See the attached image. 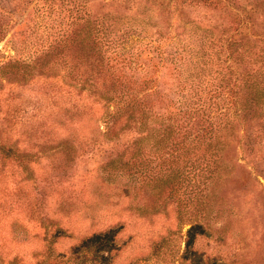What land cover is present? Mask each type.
<instances>
[{"label": "rangeland", "instance_id": "1", "mask_svg": "<svg viewBox=\"0 0 264 264\" xmlns=\"http://www.w3.org/2000/svg\"><path fill=\"white\" fill-rule=\"evenodd\" d=\"M165 2L0 0V62L20 52L41 60L44 50L51 52L49 59L57 61V55L62 54L56 45L58 39L78 28L85 18L89 22L103 20L104 26L107 22L113 25L110 15L119 16L121 23L113 27L126 37L124 49L139 41L142 44L130 66L138 75L154 78L157 89L174 106L191 105L196 77L185 83L182 79L199 70L195 51L205 39L192 25L218 23L211 28L216 33L228 23H224L226 19L222 22L217 8L180 0ZM243 2L246 8L248 2L253 4V0ZM255 10L260 17L264 7L259 4ZM165 29L170 37L161 42L158 54L152 46ZM148 40L151 46L143 48ZM167 51H181L180 58L170 56V60L165 56ZM38 69H33L30 81L22 83L14 82L9 74L0 76L2 125L4 113L18 111L9 125L12 137L54 109L52 102L67 104L63 102L67 94L58 91L60 74L45 77ZM254 123L250 135L236 126L225 150L228 170L211 182L212 205L203 219L208 232L197 234L192 244L202 256L213 257L217 263L264 264V116L256 121L261 127L255 128ZM19 138L18 146L29 147L35 158L29 163V174L6 158L0 164L3 262L35 264L49 240L50 256L63 258L82 238L114 227L116 246L106 252V264H181L179 253L190 217L187 189L181 187L178 193L168 194L165 185L152 190L142 183L145 178L141 176H112L102 169L109 156L128 148L130 142L81 138L57 145L56 141L34 144L23 135ZM64 151L71 152L70 167L61 173L54 167L62 162L59 153ZM150 165L155 166V162Z\"/></svg>", "mask_w": 264, "mask_h": 264}, {"label": "trees", "instance_id": "2", "mask_svg": "<svg viewBox=\"0 0 264 264\" xmlns=\"http://www.w3.org/2000/svg\"><path fill=\"white\" fill-rule=\"evenodd\" d=\"M180 1L217 8L222 22L226 19L224 23H228L216 33L211 28L218 23L192 25L194 32L200 30L205 39L195 51L199 70L182 77L183 83L196 77L191 105L174 106L157 89L154 78L140 76L130 66L142 44L139 41L124 49L127 39L113 27L121 23L119 16L110 15L113 25L107 22L104 26L103 20L89 22L85 18L78 28L58 39L56 45L62 54L57 55V61L49 59L51 52L44 50L41 60L20 52L0 62V76L9 74L16 83L30 81L35 67L41 76L60 74L58 91L67 94L63 100L67 104L52 102L54 109L47 110L14 137L9 125L18 111L11 109V116L4 113V125L0 122V164L6 158L22 173H30L29 163L35 152L18 146L20 135L34 144L56 141L63 145L81 138L130 142L128 148L107 158L103 171L112 176H141L149 189L165 185L168 194L186 188L190 217L179 253L181 264H222L202 256L192 244L197 234L208 232L204 220L212 205L211 182L228 170L225 150L236 126L250 135L254 127L251 123L256 124L264 116V11L258 17L255 10L259 4L264 7V0H253V4L247 0ZM243 1L250 6L246 8ZM168 32L165 29L159 33L157 45L152 46L158 54L161 42L170 37ZM148 42L143 48L151 46ZM179 52L167 51L165 56L180 58ZM257 127L261 126L256 124ZM70 153H59L62 162L54 167L59 172L70 167ZM114 236V227L93 233L74 244L63 258L50 256L49 240L35 264H106V252L116 246ZM0 264L15 262L0 258Z\"/></svg>", "mask_w": 264, "mask_h": 264}]
</instances>
